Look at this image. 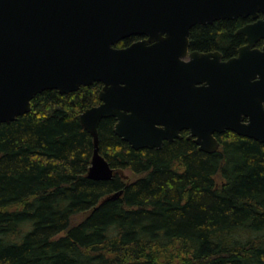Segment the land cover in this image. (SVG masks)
Wrapping results in <instances>:
<instances>
[{
    "label": "trees",
    "instance_id": "1",
    "mask_svg": "<svg viewBox=\"0 0 264 264\" xmlns=\"http://www.w3.org/2000/svg\"><path fill=\"white\" fill-rule=\"evenodd\" d=\"M246 21L195 25L191 50L237 55ZM102 88L43 91L31 112L0 124V264H264V143L226 131L213 153L186 133L134 149L109 117L100 153L137 178L90 179L94 140L80 115Z\"/></svg>",
    "mask_w": 264,
    "mask_h": 264
},
{
    "label": "water",
    "instance_id": "2",
    "mask_svg": "<svg viewBox=\"0 0 264 264\" xmlns=\"http://www.w3.org/2000/svg\"><path fill=\"white\" fill-rule=\"evenodd\" d=\"M260 12L264 0H0V124L31 112L43 91L101 82V103L80 115L97 181L116 175L99 146L109 117L134 149H161L184 131L205 153L218 151L215 135L226 131L264 143V46L255 48L264 19L239 30L247 44L237 57L189 53L195 25ZM135 36L145 39L117 47Z\"/></svg>",
    "mask_w": 264,
    "mask_h": 264
},
{
    "label": "flooded vegetation",
    "instance_id": "3",
    "mask_svg": "<svg viewBox=\"0 0 264 264\" xmlns=\"http://www.w3.org/2000/svg\"><path fill=\"white\" fill-rule=\"evenodd\" d=\"M240 18V17H239ZM239 18H236V19H222V20H237V19H239ZM241 18H244V19H247V21L245 22V23H243V25L237 30V33L239 34V30L240 29H242V28H244L245 26H247V25H250V24H253V23H255L256 21H258V20H261V19H264V13H259V16H258V18L257 19H253L251 16H249V17H241ZM217 21H220V20H217ZM213 24V23H212ZM201 25V24H200ZM207 25H209V24H207ZM191 32V31H190ZM137 39L134 41V42H137V41H140V40H144L145 39V37H140V36H135ZM189 39H190V36H189ZM245 39H246V37H245ZM246 41V40H245ZM133 42V43H134ZM247 44V42H245V44L244 45H242L240 48H242L243 46H245ZM264 46V41L263 40H259L257 43H256V45H255V48H262ZM239 48V49H240ZM239 49H238V51H239ZM238 51H237V55H235V56H233V57H231V58H228V59H226V58H224V56H223V54L220 52V51H211V52H219L220 54H222V61H228V60H230V59H232V58H234V57H237L238 56ZM192 52V50H191V47H190V51H189V53H191ZM196 52H199V51H196ZM211 52H206V53H211ZM200 53H204V52H200ZM189 59V57L188 58H186L185 60H188ZM184 133H186L187 134V136H188V132L187 131H184L183 133H182V135H184ZM218 134V133H217ZM216 134V135H217ZM215 135V136H216ZM217 138V137H216Z\"/></svg>",
    "mask_w": 264,
    "mask_h": 264
},
{
    "label": "rangeland",
    "instance_id": "4",
    "mask_svg": "<svg viewBox=\"0 0 264 264\" xmlns=\"http://www.w3.org/2000/svg\"><path fill=\"white\" fill-rule=\"evenodd\" d=\"M101 103V102H100ZM116 175L120 176L124 181L131 183L133 182L137 177L135 175H133V173L129 170H117ZM84 214L79 215L76 218V221L79 222L81 220H83L84 218Z\"/></svg>",
    "mask_w": 264,
    "mask_h": 264
}]
</instances>
